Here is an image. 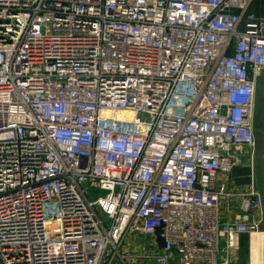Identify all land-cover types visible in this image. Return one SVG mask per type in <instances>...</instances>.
Wrapping results in <instances>:
<instances>
[{
	"label": "built area",
	"instance_id": "1",
	"mask_svg": "<svg viewBox=\"0 0 264 264\" xmlns=\"http://www.w3.org/2000/svg\"><path fill=\"white\" fill-rule=\"evenodd\" d=\"M263 72L264 0H0V264H238Z\"/></svg>",
	"mask_w": 264,
	"mask_h": 264
},
{
	"label": "rangeland",
	"instance_id": "2",
	"mask_svg": "<svg viewBox=\"0 0 264 264\" xmlns=\"http://www.w3.org/2000/svg\"><path fill=\"white\" fill-rule=\"evenodd\" d=\"M259 2H256L257 9ZM255 125H256V160L253 164L255 172V184L260 192L264 205V72L258 77L255 92ZM243 182L241 185H245ZM262 224L259 231L264 230V210L262 213ZM264 254V253H263ZM249 238L242 241L241 257L238 264H248Z\"/></svg>",
	"mask_w": 264,
	"mask_h": 264
},
{
	"label": "bare ground",
	"instance_id": "3",
	"mask_svg": "<svg viewBox=\"0 0 264 264\" xmlns=\"http://www.w3.org/2000/svg\"><path fill=\"white\" fill-rule=\"evenodd\" d=\"M113 117L129 120L132 115L129 113H115ZM264 230L252 233L249 236L248 264H264Z\"/></svg>",
	"mask_w": 264,
	"mask_h": 264
},
{
	"label": "crops",
	"instance_id": "4",
	"mask_svg": "<svg viewBox=\"0 0 264 264\" xmlns=\"http://www.w3.org/2000/svg\"><path fill=\"white\" fill-rule=\"evenodd\" d=\"M245 161L240 162L233 170L231 174V179L233 180L234 184L241 186V184L246 183L249 181V173H250V168ZM223 178H220L222 181ZM241 255V253H240ZM239 255V260L238 263L240 262V256Z\"/></svg>",
	"mask_w": 264,
	"mask_h": 264
},
{
	"label": "water",
	"instance_id": "5",
	"mask_svg": "<svg viewBox=\"0 0 264 264\" xmlns=\"http://www.w3.org/2000/svg\"><path fill=\"white\" fill-rule=\"evenodd\" d=\"M159 243H160V245H162V241L161 240H159Z\"/></svg>",
	"mask_w": 264,
	"mask_h": 264
},
{
	"label": "trees",
	"instance_id": "6",
	"mask_svg": "<svg viewBox=\"0 0 264 264\" xmlns=\"http://www.w3.org/2000/svg\"><path fill=\"white\" fill-rule=\"evenodd\" d=\"M244 240V239H243Z\"/></svg>",
	"mask_w": 264,
	"mask_h": 264
}]
</instances>
